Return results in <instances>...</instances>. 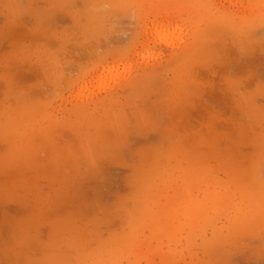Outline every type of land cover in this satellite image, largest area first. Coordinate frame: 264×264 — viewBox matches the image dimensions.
<instances>
[{
  "label": "rangeland",
  "instance_id": "1",
  "mask_svg": "<svg viewBox=\"0 0 264 264\" xmlns=\"http://www.w3.org/2000/svg\"><path fill=\"white\" fill-rule=\"evenodd\" d=\"M0 264H264V0H0Z\"/></svg>",
  "mask_w": 264,
  "mask_h": 264
}]
</instances>
